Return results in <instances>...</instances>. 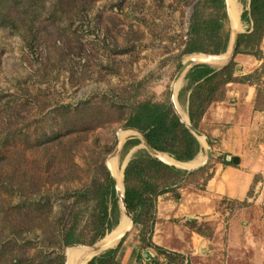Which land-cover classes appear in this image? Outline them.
Wrapping results in <instances>:
<instances>
[{
	"label": "rangeland",
	"instance_id": "rangeland-1",
	"mask_svg": "<svg viewBox=\"0 0 264 264\" xmlns=\"http://www.w3.org/2000/svg\"><path fill=\"white\" fill-rule=\"evenodd\" d=\"M197 2L93 0L91 9L74 18L46 21L45 33L36 40L26 41L14 31L0 30V242L18 238L9 253L20 259L18 264H54L51 259L60 253L65 263L69 247L60 248L59 239L69 228L74 227L84 243L73 245L86 251L118 229L114 227L94 245L87 244L95 233L97 208L91 193L93 184L103 182L105 169L117 180L109 168L112 164H107L108 157L119 142L141 138L125 126L126 116L138 102L146 100H169L172 105L185 84L186 73L177 79L185 58L199 55L220 62L227 56L182 55ZM230 3L239 8L238 20L243 10L249 9V0ZM50 4L51 1L47 5ZM240 29L243 33L247 26L241 22ZM223 63L211 65L220 68ZM260 87L264 89L261 83ZM85 101L103 106L102 124L95 127L96 122L77 124L70 118L65 121L68 127L61 126V109L75 112ZM262 106L259 97L255 110H263ZM174 107L183 118L187 116L183 107ZM254 131L264 142V117ZM61 135L63 138L55 143L47 142L48 138ZM213 144L212 157L205 164L211 165L207 171L211 174L215 163L230 160L227 153L218 150L217 143ZM139 149H145L143 143L126 155L121 149L114 157L118 159L116 168L123 172L126 160ZM205 178L206 173L182 178L179 187L201 190ZM255 183L258 187L253 186L249 199H214V217L195 219L196 227L206 236L192 230L187 220L179 219L171 221L170 237L178 235L185 226L209 241L210 250L204 258L200 256L199 264H264V169L263 174L256 176ZM121 197L117 196L120 206ZM27 200H36L41 206L48 203L51 212L46 214L48 210L43 207L27 217L22 206ZM16 212L24 213L23 219ZM238 213L236 219L241 217V220L233 233L231 220ZM39 214L43 217L36 219ZM243 221L249 227L244 228ZM10 226L18 227L21 234L6 236ZM154 233L155 228L153 236ZM230 235L236 238V243ZM137 236L133 226L126 234L120 262L126 263L129 258L130 263L147 264L143 259L137 260L138 254L146 250H142ZM120 237L111 247L92 253L85 264L115 248ZM229 240L235 244L229 246ZM148 250L166 261L154 249ZM187 260L191 264L197 262L190 255L184 263Z\"/></svg>",
	"mask_w": 264,
	"mask_h": 264
},
{
	"label": "trees",
	"instance_id": "trees-1",
	"mask_svg": "<svg viewBox=\"0 0 264 264\" xmlns=\"http://www.w3.org/2000/svg\"><path fill=\"white\" fill-rule=\"evenodd\" d=\"M50 1L51 4L47 5ZM92 3L93 0H0V30L14 31L26 41L36 40L45 33L46 21L57 22V20L74 18L91 9ZM248 7L249 9H244L240 15V20L247 26V29L239 35L236 53L232 59L220 68L207 63L194 65L186 73L185 84L178 93L179 103L184 106L187 103L191 125L201 133L200 123L204 114L211 104L224 100L226 86L229 83H252L262 80L264 53L260 46L264 36V0H249ZM187 35L182 55L225 54L231 40V28L225 0H198L190 17ZM237 54L250 55L262 61L261 69L249 75L235 77V72L239 70L235 61ZM223 56L215 58H222ZM258 85L256 101L260 97L263 102L264 89L260 87V83ZM79 108L75 112H71L67 108L61 109L59 112L62 116L61 126L66 125L68 127L65 121L70 118L74 119L77 124L96 122L94 127L102 124L104 113L102 105L94 106L92 101H85ZM125 126L141 131L153 149L169 154L178 161L191 160L201 150L197 138L180 121L169 100L166 102L151 100L138 102L126 116ZM63 136H52L48 138L47 142L53 144ZM207 138L209 145L213 146L210 137L207 136ZM141 143L139 138L127 140L123 145L122 154L126 155L132 148ZM220 163L223 166H237L234 157H230L229 161L223 160ZM210 168L211 165L208 164L189 173L166 164L151 155L146 149H139L128 161L123 177L124 198L132 215L134 227L138 231V241L142 250L154 249L157 254L166 258L165 262H160L156 258L149 263L191 264L189 260L184 263L185 256L166 251L153 243L152 236L157 221V202L159 197L167 193H172L178 200L177 189L180 188V179L197 173H206L204 186L201 190L205 189L208 180L212 178V174L207 173ZM104 173L103 182L95 183L91 188L97 213L93 224L94 237L87 243L88 245H94L99 239L104 238L118 225L120 219L115 180L107 169ZM22 206L27 217L36 214L37 210L43 207L48 210L46 214L52 209L48 203L41 206L36 200H27ZM15 215H21V212H16ZM23 215L24 213L20 216L22 219ZM41 217L43 215L39 214L36 219H41ZM196 223L195 219L187 220V224L192 230L206 236L201 228L196 227ZM17 229L16 226H10L9 231H6L8 233L6 236L20 235L21 233L19 234V229ZM20 232L22 231L20 230ZM12 238L11 241L3 240L0 242V264H18L20 261L17 257H11L9 254L12 244L18 243L17 237L16 239ZM125 240L126 235L115 248L93 257L87 264H122L117 260V255ZM73 244H84L74 227L62 233L59 239L60 248ZM142 259V254L139 253L137 260L141 261ZM51 261L54 264H65L64 255L61 253L56 254Z\"/></svg>",
	"mask_w": 264,
	"mask_h": 264
},
{
	"label": "crops",
	"instance_id": "crops-1",
	"mask_svg": "<svg viewBox=\"0 0 264 264\" xmlns=\"http://www.w3.org/2000/svg\"><path fill=\"white\" fill-rule=\"evenodd\" d=\"M233 19L235 20V12H233ZM260 47L264 53V36ZM235 61L239 67V70L235 72V77L252 74L256 70H260L262 65V61L245 54H237ZM226 62L228 63V60ZM226 62L223 64H227ZM262 80H264V76ZM258 83L264 85V81L229 83L226 86L224 100L211 104L203 116L200 123L201 131L206 133L205 135L200 132L203 137L196 136L186 126V123H184L189 120L187 103L185 106L181 105L178 101V94H175V100H172L174 111L180 118V121L197 138L201 150L193 159L183 162L174 159L169 154L163 153L161 156L163 160L167 161L165 162L166 164L188 171L189 173L195 172L199 168L205 166L209 151L212 157V149L209 143H207V136L210 137L213 143H217L218 150L227 153L229 157L237 159V161H235L237 162V166H223L221 163H215L212 178L208 180L205 190L201 191L197 189L195 191L178 188V200L172 196V193H167L158 199L157 221L154 227L155 233L152 238L153 243L166 251L179 253L185 256L186 259L188 255H190L194 262L197 261L193 264H199V261H201L200 256H202V258L206 256V252L210 250V242L185 226L181 228L178 235L170 237V233H172L171 228L173 229L171 221L181 219V221L185 222L186 220L203 217H205L206 220H211L215 213L214 199L228 198L238 201L249 199V194L253 186L255 188L258 187L255 183L256 176L258 174H263L264 142L261 141L260 135L254 131L259 127V120L264 117V98L263 110H255ZM175 105H179V107L185 109V113L187 114L186 119L182 120V115L175 109ZM204 138L207 139V142ZM205 146H207V149H205ZM205 153L206 158L204 156ZM238 216L239 213L234 215L231 220V232L234 231L233 233L236 231L238 220H241V217L240 219H236ZM243 224H245L244 228L249 227L246 221H243ZM172 238L175 240L172 241ZM230 239H234L236 243L235 237L232 238L230 235ZM125 243L117 255L118 261ZM235 243H232L231 240L228 241L229 246ZM128 261L129 258L126 263L119 262L122 264H138L136 261H134V263ZM143 261L147 264H151L149 263L150 261H145L144 259ZM159 261L163 262L160 258Z\"/></svg>",
	"mask_w": 264,
	"mask_h": 264
},
{
	"label": "water",
	"instance_id": "water-1",
	"mask_svg": "<svg viewBox=\"0 0 264 264\" xmlns=\"http://www.w3.org/2000/svg\"><path fill=\"white\" fill-rule=\"evenodd\" d=\"M225 2H226V8H227V13H228V17H229V22H230V27H231V30H232V33H231V40H230V43H229V46H228V49H227V52L225 53V54H222V55H227V54H229V55H227L228 56V61L229 60H231L232 59V57L235 55V53H236V49H237V45H238V40H239V35L242 33L241 32V29H240V19L238 20V21H235L233 18H232V16H231V5H230V2L228 1V0H225ZM207 56H209V57H218V56H221V55H207ZM201 63H207L208 64V62H206V61H203V62H199V63H195V64H201ZM195 64H193V65H195ZM193 65H191L190 67H188V64L187 63H183V65H182V67H181V69L179 70V73H178V75H177V79H179L183 74H185V73H187L188 72V70L193 66ZM181 118H182V120L184 119L182 116H181ZM184 122V121H183ZM184 123H186V126L196 135V136H198V137H203V135L199 132V131H197L191 124H190V122H189V120L186 122H184ZM132 130H134V131H136L137 133H139L140 134V136H141V141H142V143H143V145H144V148L151 154V155H153V156H155V157H157L159 160H161V161H163V162H167V161H165V160H163V157L161 156V155H163V153H161V152H158V151H156L155 149H153V147L149 144V142H148V140L146 139V137L143 135V133L141 132V131H139V130H137V129H135V128H132ZM205 139V141L207 142V139L206 138H204ZM208 143V142H207ZM123 145H124V142H119V144H118V146H117V148H116V150L108 157V159L109 158H111L112 156H114V155H116V156H118V153L120 152V150L123 148ZM210 157H211V152L209 151V153H208V157H207V159L209 160L210 159ZM108 159H107V164H108ZM117 161H118V159H117ZM235 161H237V159L235 158ZM127 162H128V160H126V163H125V165H127ZM117 164H118V162H117ZM119 166V165H118ZM125 167V166H124ZM110 168V170H111V172H112V174H113V169H112V167H109ZM122 175H123V177H124V171L122 172ZM114 180H115V190L117 191L116 192V194H117V196L118 197H120L121 196V194H120V191H119V188H118V185H117V181H116V179H115V177H114ZM124 184V183H123ZM120 201H121V206L119 205V207H120V212H121V215H120V219H119V223H118V225L116 226V228H118V227H120V225L122 224V222H123V220L124 219H128L129 220V222H130V225H129V227H127L126 229H125V231L123 232V234L121 235V237L119 238V240H121L128 232H129V230L134 226L133 225V218H132V215L130 214V212H129V210H128V208H127V206H126V202H125V198H124V193H123V195H122V199H120ZM77 245H71V246H68L69 248H71V247H76ZM81 247H83V246H81ZM68 248V249H69ZM93 248V247H92ZM142 257H143V259L145 260V261H153V260H155L156 259V257H155V254L154 253H152L150 250H145V251H143L142 253ZM78 256V257H77ZM76 257L79 259L80 258V254H76ZM75 257V258H76ZM69 258H70V255H69V253H67V255H66V257H65V264H68V261H69ZM78 259H76V261L78 260Z\"/></svg>",
	"mask_w": 264,
	"mask_h": 264
},
{
	"label": "bare ground",
	"instance_id": "bare-ground-1",
	"mask_svg": "<svg viewBox=\"0 0 264 264\" xmlns=\"http://www.w3.org/2000/svg\"><path fill=\"white\" fill-rule=\"evenodd\" d=\"M228 1L230 2V0H228ZM230 5H231V3H230ZM233 12H235V21H238L239 8L237 7V4L235 6H231V13L230 14H231L232 18H233ZM227 55H229V54H227ZM204 56L209 57L207 55H204ZM227 59H228V56H226L222 61L219 60L220 62H217L218 60L215 61V60L207 59V58L199 56V55H195V56H190V57L185 58L184 63H187L188 67L192 64L203 62V61H206L210 64L212 63L214 65V64L223 63V62L227 61ZM186 118L187 117L184 115V119H186ZM132 131L135 132L134 130H132ZM115 156L116 155L112 156L111 157L112 159L110 158L111 162L109 161L108 164H109V166L112 164L115 176L117 175L116 181L118 183V188H119L120 194L122 196V192H123L122 172L120 170H118V168H116L117 159L114 158ZM113 163H115V166L113 165ZM121 199H122V197H121ZM127 226H128L127 220L124 219L122 224L120 225V227H118V229L115 232L110 233V235L108 234L104 240H102L96 247L92 248L90 251L83 250V248H79V247L69 248L68 253L70 255V258H69L68 264H85V262H87L88 259L93 255L92 253H96V252H99L103 249L111 247L115 243L116 238L119 235L121 236L123 234L124 229L127 228ZM73 251H77V252L75 253ZM80 251H81V253H80ZM76 254H80L81 258L78 259L77 258L78 256L76 257ZM76 259H78V260L76 261Z\"/></svg>",
	"mask_w": 264,
	"mask_h": 264
}]
</instances>
